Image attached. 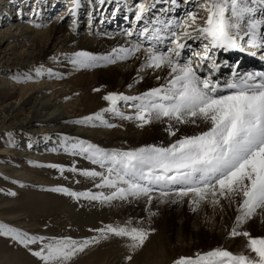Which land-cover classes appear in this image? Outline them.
I'll return each instance as SVG.
<instances>
[{"label": "snow or ice", "instance_id": "1", "mask_svg": "<svg viewBox=\"0 0 264 264\" xmlns=\"http://www.w3.org/2000/svg\"><path fill=\"white\" fill-rule=\"evenodd\" d=\"M87 2L103 14L112 0ZM164 2L115 0L109 15L120 13L130 23L121 33L124 43L103 54L86 50L63 54L62 62L82 70L140 61L129 91L146 76L163 82L137 94L107 92L102 97L106 107L70 123L119 126L107 116L140 129L158 123L170 142L105 148L64 135L60 137L63 151L95 167L34 165L54 169L72 183L79 184L78 177H82L99 190L56 186L47 191L108 208L142 204L144 215L89 229L93 235L79 239L33 234L0 222V238L9 246L24 248L39 264H73L86 250L111 240L126 248L125 264H130L156 232L152 224L161 206L185 203L192 213H199L205 205L221 213L234 209L226 239L245 238V250L233 252L218 246L180 256L173 264H264V236L253 237L245 228L257 216L264 223V71H241L238 64L220 60V53L238 51L264 61V0H192L191 7L188 0H167L168 7ZM181 5H185L182 15L175 14ZM81 7L82 0H70L67 12L59 17L60 21L72 18L73 32ZM32 14L38 16V9L34 7ZM222 69H228V74ZM35 74L44 75L43 68H36ZM47 75L64 78L51 70ZM14 79L29 82L33 77L25 73ZM184 127L199 131L183 133ZM7 135L11 138L12 133Z\"/></svg>", "mask_w": 264, "mask_h": 264}, {"label": "rangeland", "instance_id": "2", "mask_svg": "<svg viewBox=\"0 0 264 264\" xmlns=\"http://www.w3.org/2000/svg\"><path fill=\"white\" fill-rule=\"evenodd\" d=\"M41 1L42 0H38L37 4L35 0H30L27 8L23 9L24 12H21L25 17L21 22H23L26 27H30L34 32L35 30L44 28H37L35 27V24H44L46 25V27H48L49 23L57 21V16L64 15L67 12L68 7L70 6V0H49V9L55 4L60 5L57 10L54 9V7L49 10L46 5L47 3L44 2V0L42 1L43 3H41ZM113 1L114 0H112V2ZM191 1L192 0H188L187 6L191 7ZM83 4H87V7L93 6L88 4L87 0ZM22 6H24V4ZM34 7L39 11L38 16H34L32 14V9ZM157 7L159 8L161 7V5H158ZM182 7L184 8L185 5H181V8ZM181 8V11H178L176 14L182 15L183 9ZM95 9L97 10V14H100V8L95 7ZM60 10L62 11L60 12ZM16 14L18 17L15 16V18L20 19L21 14H18V8ZM87 16L88 14L86 13L82 20V24L84 23L82 27H84V29H87V23L92 17ZM110 16H108V18H111ZM66 17V19L62 22V25L71 26L70 21L72 18L69 16ZM121 17H123V15H121ZM123 20L125 19L123 18ZM91 21H94V19L91 18ZM97 21L98 20H95L94 23ZM121 26L122 29L124 27L128 28L130 26V23L128 20H125L123 23H121ZM100 27H102V25H100ZM75 35L76 34L73 33V36ZM94 36V33L89 34V37ZM3 37L4 35L0 36V87H5L6 85V87H8L13 83H16L18 84L17 86H19V88H24V93L25 95H27V85L29 87L31 83L33 84L35 82H38V80H40V82H43L42 80H47L51 83L52 81L65 82L66 80H69V76L58 80L56 78H49L46 73L48 72V70L56 73H58L57 71L61 69V71L73 70L72 66L69 64L63 62L59 64L58 60L62 57L63 54H58L57 49L49 48L47 54H45L44 56L41 55L39 56L40 58L35 57V59H37L38 61L35 60V64L33 63L34 65L25 67L23 61L21 60L23 58V53L28 52V50L31 51V49L34 50V48L36 50L37 47H28L27 42H21V45L19 46L18 42L14 40L5 43ZM70 48L71 49L69 51V54L77 51V49H74V47ZM10 49L11 51L8 52L7 50ZM52 49H54V51ZM5 53L9 54L8 57L6 56L7 58L5 57V55H3ZM10 54L11 56H14L11 57ZM11 59L13 60L11 61ZM8 60H10V62ZM7 61L9 64L7 63ZM49 62H53L55 65H57V67L60 66L62 68L53 67L44 69ZM112 66L115 65L101 68L103 70H107ZM41 67L44 70V75L37 77L35 74V69ZM95 69L96 68L82 69L79 73H83V71L91 72L95 71ZM30 70H33L34 72L30 73ZM226 71L228 72V69H226ZM25 73L33 77V80L29 81L31 82L30 84L29 82H17L14 79L16 75L22 76ZM133 78L134 76L128 78V84L133 82ZM9 79L11 81H9ZM118 80L119 75L115 73V71L107 70L105 71V73L103 72L101 74V77L97 78V84L94 85L93 88L91 87V90L89 88V93L91 92L90 96L89 93L87 94L88 100H93L91 101L93 102V104L88 103L90 106L92 104L93 108L90 109V112L92 113L84 114L83 112H81L83 114L81 115L80 113V116L75 117L73 121L84 116L92 115L96 112H99L102 108L106 107V102L102 99V97L107 92L119 91L128 94L130 92L128 88L117 87ZM97 88L100 89L99 92L94 91V89ZM146 89L147 88H144L143 84H136L132 89L134 91H131H143ZM4 97V91H0V100H2ZM73 97L80 100L81 94L76 93L72 95L69 98V102L71 101L70 99H72V101L74 100ZM88 100L87 102H89ZM25 107H22L21 111L16 114H12L5 108H0V222H4L11 226L21 228L33 234H41L49 237L71 236L73 238L79 239L93 235V233L90 232L89 229L98 228L103 224L112 223L115 221L122 222L128 216L139 217L144 215L142 204L139 206L125 205L119 208H108L101 207L99 205H92L87 201H81L78 203L74 199L63 194L47 191L46 189L56 186H66L75 191H85L88 189H91L92 191L99 190L93 187L91 181L85 180L82 177H78L81 182L79 184H76L72 183L71 179H63L60 174L54 169L47 167H37L34 165L61 164L69 166L75 163L76 167L78 168H93L95 166L91 165L88 161H85L80 157H73L65 153L63 151V148L59 146L60 137L56 140H48L47 142L45 141L44 143V139L40 140L42 138L32 135L34 134L33 131L35 129L30 123L32 108L30 105ZM85 107V111H88V109ZM109 120L110 122L113 121L118 125H120L119 123L123 121L115 120L111 117ZM76 126L82 127V125ZM84 127L86 129H96V127L90 126ZM116 128L117 127H102V129L104 130H109L112 136H115ZM138 131L141 137H139L138 141L133 142H130L129 140L124 141L119 139L116 141L115 137L113 140L107 138H100L99 140L86 138L82 140L98 144L105 148H129L139 147L147 144H159L161 142L167 144L170 142V138L167 136V133L164 131V126L161 124L154 123L152 125L145 126L143 129L138 128ZM196 131L197 129L193 127H184L181 129V132L187 134H192ZM7 133H12L11 138L7 135ZM179 134L180 133H178V135ZM10 139L12 143H9ZM171 139H175V137ZM29 144H31V147H29ZM42 145L44 147H42ZM56 145H58L59 148L55 149L54 146ZM23 146L25 147V149H20ZM46 146L49 148H46ZM40 147L45 148L47 151H44V153L38 152V150L41 149ZM21 150L24 153L27 152L29 154H33L34 152L36 154V157L33 156V159H31V161L29 160L28 163H23L22 161H19L17 157L13 156H16L17 153ZM4 152H8L9 154L7 155ZM14 171H17L16 173H18L19 175ZM13 175L14 177L18 176L19 178H14ZM64 175L69 176L70 178L72 176V174L68 172H66ZM8 192H15L16 195H6V193ZM204 210L205 208L203 207L199 213H192L188 209L187 203H185L183 206H161L160 214L154 218V222L152 224V227L156 229V232L149 237L144 246L138 251L139 253L137 252V254L133 256V260L130 262V264H173V261L180 256H193L196 252H205L218 246L223 247L218 239L214 238L213 235H210V232H208L207 228L205 226H202V224L198 227L200 232L194 233L193 231H191L193 223L204 218ZM229 212L234 214V209H229ZM233 219L234 215H230L224 222H216V225H219L220 227L222 226L221 230L227 231L228 229H230ZM145 248L149 250V254L145 257V259H143V252L146 250ZM230 249L231 248H228V250ZM230 251L236 252V250L233 248ZM126 255L127 250L122 246L121 242L118 240H111L109 242L101 243L100 245L90 248L89 250H86L73 261V264H97L103 259L105 260V262L108 261L112 264H125ZM136 256H140V260L136 261L135 263L134 259ZM0 264H39V262L36 260V258L32 257L24 248L17 247L15 245L9 246V242L7 240L0 238Z\"/></svg>", "mask_w": 264, "mask_h": 264}, {"label": "bare ground", "instance_id": "3", "mask_svg": "<svg viewBox=\"0 0 264 264\" xmlns=\"http://www.w3.org/2000/svg\"><path fill=\"white\" fill-rule=\"evenodd\" d=\"M23 1L24 0H20V1L19 0H0V36L4 35L3 38L5 40V43L11 42L12 40H14L18 42L19 46L21 45V42H24V43L27 42L28 47L29 46L37 47L36 50L34 48V50L31 49V51L28 50V52L23 53V58L21 60L23 61L25 67L34 65L35 64L34 61L35 60L38 61L37 59H35V57H39L41 55L44 56L45 54H47V51L49 48L57 49L58 54H61V55L69 54V51L71 49L70 47L72 48L74 47V49L76 48L77 51L86 50V51L94 52V54L95 53L103 54L109 51L112 47L124 43L125 38L121 35V33L127 27H124L122 29L121 23H123L125 20H123V17H121L120 13H118L114 17L109 15V13H111L112 9L115 6L113 5L115 4V0L111 3L112 5L111 4L106 5L108 7L104 8L103 14L102 13L97 14V10L95 9L94 6L87 7L86 6L87 4L86 5L83 4V0H82V7L78 10V15H77V29H76L77 33L72 31L71 26L62 25V22L67 18L66 17L63 21H60L58 18L62 15L57 16V21H54L53 23H49L48 27L35 30V32L32 31L30 27H26L23 24V22H21L22 19L25 18L23 14L20 15L21 17L20 19L15 18V16H17L16 14L17 8H18V14L20 10L22 11V8H23L22 5L24 4ZM42 1L41 3H43ZM48 1L49 0H44V2L47 3L46 4L47 7L49 6ZM55 5L53 7L54 9L57 10V8L60 7V5H56V6ZM53 7H50V9L48 7V9L51 10V8ZM180 8L176 10V13L178 11H181ZM83 9H85L86 13L88 12L87 13L88 17L90 16L89 14L91 13L92 14L91 18L94 19V21L98 20L97 22L94 23V21H91V18H90L87 23L88 25L87 26L85 25L87 29H84V27H82L84 24V23L82 24V20H83V17L85 16V15L84 16L82 15ZM181 9H183V7ZM61 11L62 10H60V12ZM108 16H110L112 19L108 18ZM121 19H122V22H121ZM70 22H72V19ZM100 25H102V27H100ZM104 28H107V29H104ZM73 33L76 34L77 36L76 35L73 36ZM91 33H94L96 37L95 36L89 37V34ZM54 49L52 50L54 51ZM7 51L9 52L11 51V49ZM228 53L230 56L229 62L230 63L233 62V64H239L241 62L240 63L241 69H244V66H248L251 64L256 65L258 63L257 58L248 56L246 53H242L238 51H232ZM3 55H5V57L9 56L8 53H5ZM20 56H21V53H20ZM242 59L244 60L243 63H242ZM12 60L13 59H11V61ZM220 60L224 61L222 58ZM8 61L10 62V60ZM41 61H44V60H41ZM58 61H59V64H61L62 57L59 58ZM49 63L48 65H46L44 69L57 67V65H55L53 62H49ZM139 63L140 61L138 60L129 61L126 63H118L115 66L108 68L107 70L115 71V73L119 75L118 86H117L118 88H127V86L129 85L127 82L128 78L132 76L134 77L136 76V69ZM61 70L57 72L58 73L62 72L61 74H63V77L69 76V80H66L65 82L64 81L63 82H53L52 81V83L48 82L47 80L46 81L42 80L43 82H40V80H38V82H35L33 84L29 82V84L30 83L31 84L29 85V87L27 85V88H28V90L26 91L27 95H25L24 93V90H23L24 88L23 89L19 88V86H17L18 84L16 83H13V84L11 83L12 85L8 87H6L7 85L5 87H0V91H4L5 93V97L2 100H0V108H5L12 114H16L21 111L22 107L30 105L32 108V113H31L32 116L30 117V123L35 128L33 131L34 134L32 135L42 138L40 140L44 139L43 141L44 143L45 141L47 142L48 140H56L57 138L64 136V135H67L73 138H80V139L91 138L94 140H99L100 138H107V139L113 140L114 137L116 141L118 139L124 140V141L129 140L130 142L139 140V137H141L139 135V131L141 130L138 131V128L135 126V124L130 123V122L121 121L119 123L120 125L115 129V136H112L109 130H104L102 129V127H96V129H92V128L86 129L84 126L80 127V126H76V124L74 125L73 123H70V121H73L75 117L80 116L79 114L81 112H83L84 114L92 113L90 112V109L93 108L92 107L93 102H91L93 100L90 99L89 101L87 94L91 90V87L93 88V86L97 84V81H96L97 78L101 77V74L103 72L105 73V71L107 70L106 69L103 70L102 68H98V69L96 68L95 71H91V72L83 71V73H79L80 70H63V71ZM33 72H34L33 70H30V73H33ZM9 81L11 80L9 79ZM162 82L163 81H156L155 78L152 76H146L144 82L140 84H143L144 88H148V87H153L155 85L157 86L159 83H162ZM132 91H130L128 94L131 95V94H137L138 92H140V90H137L135 92H132ZM76 93L81 94L80 100H78V98L73 97L74 100L72 101V99H70L72 102L71 101L69 102V98ZM90 93H89V96H90ZM87 100L89 102H87ZM88 103H92L91 106ZM84 107L87 108L88 111H85ZM83 113H81V115ZM106 118L110 119V116H107ZM111 122L114 123L113 121ZM197 131H199V129H197ZM46 137H50V139H46ZM43 145L42 147H44ZM59 146L56 145L54 147L55 149H57L59 148ZM46 148H49V147L46 146ZM20 149H25V147L23 146ZM44 151L46 152L47 150L45 148H41L40 150H38V152L40 153L41 152L44 153ZM22 152L23 151L21 150L20 152L17 153L16 156L15 155L13 156L17 157L18 160L22 161L23 163H28V161L29 160L31 161V159H33V156L36 155L34 152L33 154L32 153L29 154L27 152L22 153ZM4 153H6L7 155L9 154L8 152H4ZM14 178H19V177L17 176ZM204 208H205L204 218L201 219L200 221L194 222L192 225L191 231H193L194 233L200 232L198 227L202 224V226H205L207 228V231L210 232V235H213L214 238L218 239V241L221 243V245H223V247L227 249L233 248L236 250V252L245 250L244 249V246L246 244L245 238L236 237L234 239H226L227 231L221 230L222 226L220 227L219 225H216V222H224L226 218H228L230 215L235 216V211H234V214H232L229 212V209H226L224 213H221L219 209L213 210L211 207L207 205H205ZM245 228L250 231L253 237L264 236V223L261 222V218L259 216L249 221L248 224L245 225ZM145 249L146 250L143 252V259H145V257L149 254V250L147 248ZM140 256L135 257L134 259L135 263L136 261L140 260ZM97 264H112V263L108 261L105 262V260L103 259Z\"/></svg>", "mask_w": 264, "mask_h": 264}]
</instances>
